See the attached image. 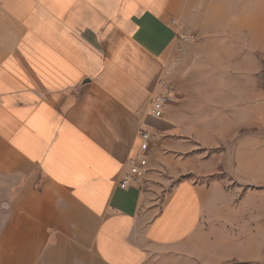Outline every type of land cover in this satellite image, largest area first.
I'll return each instance as SVG.
<instances>
[{
    "label": "crops",
    "instance_id": "1",
    "mask_svg": "<svg viewBox=\"0 0 264 264\" xmlns=\"http://www.w3.org/2000/svg\"><path fill=\"white\" fill-rule=\"evenodd\" d=\"M173 1L186 2L0 0V264L238 258L223 189L185 176L209 173L197 150L212 102L189 74L201 46L181 53L162 11ZM168 86L175 100L155 118ZM143 126L147 166L121 188Z\"/></svg>",
    "mask_w": 264,
    "mask_h": 264
},
{
    "label": "rangeland",
    "instance_id": "2",
    "mask_svg": "<svg viewBox=\"0 0 264 264\" xmlns=\"http://www.w3.org/2000/svg\"><path fill=\"white\" fill-rule=\"evenodd\" d=\"M162 11L179 39L190 36L180 39L181 53L184 44L201 46L189 74L192 88H204L212 102L205 114L210 146L197 150L209 173L185 176L223 189V215L244 241L228 264H264V0L173 1Z\"/></svg>",
    "mask_w": 264,
    "mask_h": 264
},
{
    "label": "built area",
    "instance_id": "3",
    "mask_svg": "<svg viewBox=\"0 0 264 264\" xmlns=\"http://www.w3.org/2000/svg\"><path fill=\"white\" fill-rule=\"evenodd\" d=\"M183 41H187L186 35H181ZM180 38V39H181ZM183 51V47L179 48ZM175 99L173 93L167 87L165 90L156 92L150 101L149 113L155 118L162 117L164 107ZM139 149L138 152L127 159V170L124 172L118 185L121 188H128L138 181L139 176L145 170L147 166V151L149 149L151 141L155 139V135L151 133L146 127L140 128L139 131Z\"/></svg>",
    "mask_w": 264,
    "mask_h": 264
}]
</instances>
